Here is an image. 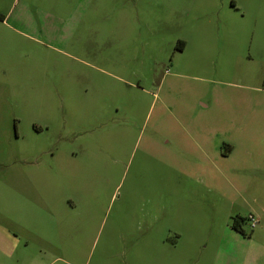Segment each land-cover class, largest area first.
<instances>
[{
	"label": "rangeland",
	"instance_id": "374dc122",
	"mask_svg": "<svg viewBox=\"0 0 264 264\" xmlns=\"http://www.w3.org/2000/svg\"><path fill=\"white\" fill-rule=\"evenodd\" d=\"M0 264H264V0H0Z\"/></svg>",
	"mask_w": 264,
	"mask_h": 264
},
{
	"label": "trees",
	"instance_id": "16d2710c",
	"mask_svg": "<svg viewBox=\"0 0 264 264\" xmlns=\"http://www.w3.org/2000/svg\"><path fill=\"white\" fill-rule=\"evenodd\" d=\"M232 227H233V229H235V230H239L240 232H242V231L240 230V227H239V224H238V220H237L236 218L233 220Z\"/></svg>",
	"mask_w": 264,
	"mask_h": 264
},
{
	"label": "built area",
	"instance_id": "2783aa9c",
	"mask_svg": "<svg viewBox=\"0 0 264 264\" xmlns=\"http://www.w3.org/2000/svg\"><path fill=\"white\" fill-rule=\"evenodd\" d=\"M249 220L251 222L250 227L254 228L257 225V221H255L253 217H249Z\"/></svg>",
	"mask_w": 264,
	"mask_h": 264
},
{
	"label": "crops",
	"instance_id": "0c3cea01",
	"mask_svg": "<svg viewBox=\"0 0 264 264\" xmlns=\"http://www.w3.org/2000/svg\"><path fill=\"white\" fill-rule=\"evenodd\" d=\"M76 13H75V10H72V11H70L69 13H68V16L69 17H71L72 15H75ZM84 13L83 12H81V14L79 15V17L80 16H82Z\"/></svg>",
	"mask_w": 264,
	"mask_h": 264
}]
</instances>
